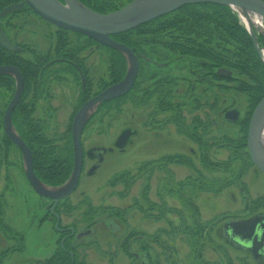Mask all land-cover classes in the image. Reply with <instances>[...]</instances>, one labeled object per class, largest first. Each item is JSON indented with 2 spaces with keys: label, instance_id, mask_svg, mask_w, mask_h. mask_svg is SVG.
Instances as JSON below:
<instances>
[{
  "label": "rangeland",
  "instance_id": "1",
  "mask_svg": "<svg viewBox=\"0 0 264 264\" xmlns=\"http://www.w3.org/2000/svg\"><path fill=\"white\" fill-rule=\"evenodd\" d=\"M112 4L119 5L118 1ZM0 24L14 45L28 47V52L18 51L22 57L30 60L37 52L50 61L57 55L60 30L34 12L5 17ZM241 24L249 34V28ZM252 27L264 65V28ZM65 38L79 43L72 33ZM98 45L78 52L93 93L109 77L110 53ZM158 50L168 59L161 77L170 75L177 81L166 99L172 106L170 113L157 103L135 104L130 91L126 100L109 102L102 121L97 119L84 130L81 178L59 211L61 228L72 227L76 237L81 236L69 242L77 264H264L231 244L222 231L224 223L264 213V175L251 165V159L239 155L244 151L235 152L230 141L243 133L239 122L226 117L235 111L240 120L245 118L250 100L237 90V79L219 75L224 79L215 81L211 75L199 74L198 67L206 60L185 62L168 50ZM66 68L56 65L50 70L63 73L59 78L49 76L35 113L45 124L46 134L59 139L58 144L71 123L81 89ZM231 71L233 76L240 73ZM11 96L0 89L4 114ZM125 132L131 134L119 147ZM99 153H103L101 163ZM166 157L174 158L164 162ZM95 166L99 167L91 172ZM47 205L28 183L18 148L12 145L6 157L0 147V264H43L60 250L62 236L49 219ZM88 231L91 234L85 235Z\"/></svg>",
  "mask_w": 264,
  "mask_h": 264
},
{
  "label": "trees",
  "instance_id": "2",
  "mask_svg": "<svg viewBox=\"0 0 264 264\" xmlns=\"http://www.w3.org/2000/svg\"><path fill=\"white\" fill-rule=\"evenodd\" d=\"M79 1L95 12L106 14L116 11L123 6L125 7L132 0ZM116 1H118L119 5L113 6L112 2L116 3ZM21 3H23V0H0V14L5 8ZM25 11L33 12L29 7L25 6L22 11L11 14L6 18H13ZM2 19L5 18L0 17V23ZM240 23L237 13L229 7L212 4L189 5L127 33L115 35L111 38L127 45L136 54L142 55L145 58L140 61L139 78L131 91V96L136 97L132 98L133 101L139 106L151 102L152 95L154 94V97L157 98L155 103L159 105V109L166 110L170 108L171 110L172 106L170 105V101L167 102L166 95L168 97L171 96V91L176 86L177 81L170 75L161 77V71L164 69L163 64L168 59L164 54L160 53L159 47L172 52L176 57L185 62L188 58L206 60V63L202 62L200 67H198L202 71L199 74H203L204 77L211 75L215 81L224 79L217 74L218 70L230 69L228 70L230 72H233L231 70H238L240 72L238 76L232 75L233 78L225 79H237L236 82L240 85V89L236 87L237 90L247 94L250 104L246 117L238 123L243 136L235 141H230V143L236 146V153L239 150L244 151L239 153V155L241 154L244 158L247 157L246 161H248L250 159L247 150L248 127L255 107L264 97V65L253 45L251 36ZM2 28L4 29V27ZM59 30L61 36L55 50L57 55L50 61H48L46 54H37V52H33L32 59L28 60L22 57L20 53L7 51L0 45V67L5 65L16 67L24 79V93L12 115L13 125L32 152L35 175L42 183L52 188L65 184L72 173L73 146L71 124L77 111L91 96H96L109 86L120 82L126 74V60L119 52L100 46L95 41L77 33L73 35L79 40V43L77 45L75 42L71 44L65 38L66 34L71 32ZM82 39L84 40L82 41ZM80 41L85 42L80 43ZM94 45H98L99 48L107 50L110 53V67L108 69V81L103 83L100 81L97 85V91L93 93V84L89 79L88 69L86 68L84 59L78 56V52L91 48ZM16 46L21 48L23 53L25 52L24 49L28 52V47L22 45ZM56 65L67 66L64 71H72L81 86L78 98L79 102L72 115L71 123L63 137H60L62 144L56 142L59 139L54 140L48 136L45 124L35 118L37 105L45 93L43 89L46 88L50 80L49 76L54 74V77L59 78L63 73V70L58 72H54L53 70V72H50ZM79 72L84 76L85 88L82 86ZM146 82H150V85L146 86ZM0 89L12 94L9 99L10 101L14 95L15 80L8 76L1 77ZM164 89L168 90V92L166 93ZM138 93L141 94L140 98L137 96ZM126 97L121 100H126ZM108 104L109 102L98 109L86 128L97 119L102 121L107 113ZM7 105L8 103L4 105V111ZM3 116L4 112L0 111V132L3 131ZM0 140V147L5 150L7 157V150L13 143L6 138L5 133L2 134ZM195 141H198L201 145L203 144V140L201 139ZM172 158L174 157H166L162 160L166 162ZM205 159L204 162L206 161ZM251 165L253 166V164ZM64 249H67L66 244ZM64 249L60 248L51 259L45 261L43 264H73L71 256ZM5 257L6 253L3 259ZM74 259L75 264H77V259Z\"/></svg>",
  "mask_w": 264,
  "mask_h": 264
},
{
  "label": "water",
  "instance_id": "3",
  "mask_svg": "<svg viewBox=\"0 0 264 264\" xmlns=\"http://www.w3.org/2000/svg\"><path fill=\"white\" fill-rule=\"evenodd\" d=\"M212 4L231 8L239 16H256L264 21L263 0H133L122 9L110 13L101 14L85 6L79 0H23V3L11 5L5 8L1 18L18 13L29 7L35 15L43 21L72 33L80 34L96 43L117 51L122 54L127 62L125 77L118 83L108 87L100 94L84 103L77 111L72 127L71 138L73 146V169L68 181L60 187L52 188L42 183L34 173L32 152L16 131L12 115L19 105L24 93V79L20 71L13 66H1L0 78L11 77L15 80V92L9 102L4 118L3 131L11 142L20 150L24 166L25 177L33 191L42 198L49 199L55 208L61 201L69 198L77 189L84 163V149L82 137L84 130L98 109L113 100L125 97L132 90L137 80L140 69V57L127 45L113 40L111 37L134 30L142 25L148 24L158 18L169 15L185 6ZM264 36V32H261ZM254 47L262 56V50L257 44V38L253 27L249 28ZM0 45L10 52H18L21 48L14 45L6 36L0 26ZM264 57V56H263ZM144 59V58H143ZM264 62V61H263ZM219 75L230 77L231 73L220 70ZM82 81L83 77H82ZM231 122L239 118L237 113H231L227 117ZM264 133V98L255 108L249 121L247 134V148L252 164L264 175V148L262 146V135ZM128 138L126 133L119 147ZM96 168L92 169L93 172ZM53 208V210H54ZM52 210V211H53ZM263 217H254L251 220H236L224 225V230L234 239L251 241L256 227L263 224ZM244 232L250 233L245 235ZM82 235V234H81ZM81 236H78L80 238Z\"/></svg>",
  "mask_w": 264,
  "mask_h": 264
},
{
  "label": "flooded vegetation",
  "instance_id": "4",
  "mask_svg": "<svg viewBox=\"0 0 264 264\" xmlns=\"http://www.w3.org/2000/svg\"><path fill=\"white\" fill-rule=\"evenodd\" d=\"M72 33V32H71ZM72 34H74V33H72ZM136 54V53H135ZM136 55H138V56H140V57H143L142 55H139V54H136ZM144 58V57H143ZM141 59L140 58V60L139 61H141V60H144V59ZM140 68H141V64H140ZM219 71L220 70H218L217 71V74L219 75ZM224 71H226V70H224ZM228 72H230V71H228ZM80 74V76H81V79H82V77H83V80H84V76L82 75V73L81 72H79ZM231 73V72H230ZM139 74H140V69H139V73H138V77H137V80H138V78H139ZM232 77V73H231V76L230 77H228V78H231ZM233 78V77H232ZM136 80V81H137ZM136 81H135V83H136ZM85 82L84 81H82V86H83V88H85ZM135 87V84H134V86H133V88ZM133 88H132V90H133ZM131 90V91H132ZM165 90V89H164ZM104 91V90H103ZM102 92V91H101ZM100 92V93H101ZM165 92L167 93L168 92V90H165ZM99 93V94H100ZM137 96L138 97H140L141 96V94L140 93H138L137 94ZM155 95L153 94L152 95V99H151V102L153 103V104H155V101H154V99H156V97H154ZM123 98V97H122ZM169 97L166 95V99H168ZM169 100V99H168ZM157 106H159V105H157ZM169 113H170V108L169 109H166ZM231 113H236L235 111H229V112H227V114H226V117H229L230 116V114ZM240 121V118H238V120L236 121V123H238ZM128 134V137L130 136V132H125V134ZM124 134V135H125ZM6 138L9 140V141H11L8 137H7V135H6ZM122 138H123V136L119 139V141H118V145L120 144V142H121V140H122ZM126 140L127 139H125V142H126ZM83 143V142H82ZM14 145V144H13ZM15 146V145H14ZM19 150V149H18ZM19 152H20V150H19ZM20 154H21V152H20ZM90 154L93 156L94 154H93V151H91L90 152ZM98 156H99V162L101 163L102 162V160H103V153H99V154H97ZM22 156V155H21ZM23 161V160H22ZM99 166H95L94 168H98ZM93 168V169H94ZM90 173V172H89ZM45 199V198H44ZM68 199V198H67ZM47 201H48V205L46 206V210L48 211V213H49V219L54 223V225H55V227H56V229H57V231H58V234H61V236H62V238H61V247L60 248H62V249H64V247H65V244H66V248L67 249H64L70 256H71V258H72V262H73V264H75V259L74 258H76V255H75V252H73V251H71V249H73V248H71V246H70V243L69 242H71V241H74V239L75 240H78V239H80V238H78V236L76 237V230L74 229V228H72V227H67V228H61V216H60V213H59V211H60V204L61 203H63L64 204V201H66V199L65 200H63V201H61L55 208L53 207L54 205H53V203H52V201H50L49 199H46ZM53 208H54V210H53ZM53 210V211H52ZM263 217L264 218V213H259L258 215L257 214H255V215H252V217H250L249 219H240V220H251L252 218H254V217ZM240 220H238V221H240ZM233 221H236V220H233ZM229 222H231V221H229ZM228 223V222H227ZM226 223H224V225H225ZM263 224H264V222H263ZM224 225L222 226V231H223V236L231 243V244H233V245H237L238 247H240V248H243V249H246V250H248L249 252H250V254H251V256H252V258H253V260L254 261H258V262H263L264 263V225H262L261 226V224H259L257 227H256V230H255V233H254V235H253V237H252V239H251V241H242V243L240 242V241H238L236 238H232L231 237V235L229 234V231H225L224 230ZM90 235L91 234V231H88V232H86L85 233V235ZM244 234L245 235H249L250 233H248V232H244ZM22 237H23V239H24V243H25V237L23 236V235H21ZM58 251V250H57ZM9 253V251H6V255ZM57 252H55V254H56ZM54 254V255H55ZM53 255V256H54ZM53 256H51L50 258H48V259H46L45 261H47V260H49V259H51Z\"/></svg>",
  "mask_w": 264,
  "mask_h": 264
},
{
  "label": "bare ground",
  "instance_id": "5",
  "mask_svg": "<svg viewBox=\"0 0 264 264\" xmlns=\"http://www.w3.org/2000/svg\"><path fill=\"white\" fill-rule=\"evenodd\" d=\"M239 17L241 18V22L244 23L248 28L252 26L257 27L258 30L264 28V21L256 16H249V18H246V16L240 15ZM262 142L264 143V133L262 135Z\"/></svg>",
  "mask_w": 264,
  "mask_h": 264
}]
</instances>
